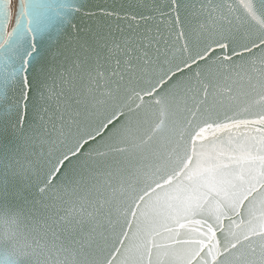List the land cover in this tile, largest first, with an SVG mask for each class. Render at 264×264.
Masks as SVG:
<instances>
[{"label": "snow or ice", "instance_id": "1", "mask_svg": "<svg viewBox=\"0 0 264 264\" xmlns=\"http://www.w3.org/2000/svg\"><path fill=\"white\" fill-rule=\"evenodd\" d=\"M0 264H264V0H0Z\"/></svg>", "mask_w": 264, "mask_h": 264}]
</instances>
